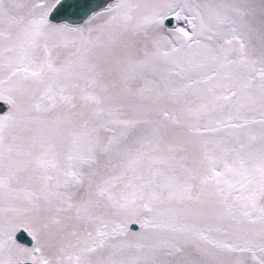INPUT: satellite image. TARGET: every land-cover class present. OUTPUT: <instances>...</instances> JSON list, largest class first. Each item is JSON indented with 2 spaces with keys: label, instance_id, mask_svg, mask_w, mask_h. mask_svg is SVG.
Here are the masks:
<instances>
[{
  "label": "snow or ice",
  "instance_id": "obj_1",
  "mask_svg": "<svg viewBox=\"0 0 264 264\" xmlns=\"http://www.w3.org/2000/svg\"><path fill=\"white\" fill-rule=\"evenodd\" d=\"M0 264H264V0H0Z\"/></svg>",
  "mask_w": 264,
  "mask_h": 264
}]
</instances>
